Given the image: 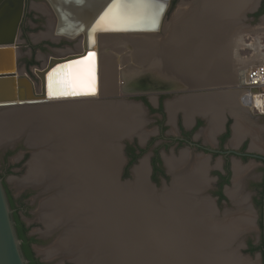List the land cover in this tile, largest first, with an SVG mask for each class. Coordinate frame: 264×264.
I'll list each match as a JSON object with an SVG mask.
<instances>
[{"label":"bare ground","instance_id":"obj_1","mask_svg":"<svg viewBox=\"0 0 264 264\" xmlns=\"http://www.w3.org/2000/svg\"><path fill=\"white\" fill-rule=\"evenodd\" d=\"M150 3L146 0H116L95 25L94 29L99 30L92 38L95 45L81 55L59 61L45 71L44 93H39L38 96L30 99L72 102L75 99L91 100L109 90L112 91L116 79L114 60L111 56L106 57L108 61L104 65L99 50L102 42L110 48L125 44L133 46L130 49L131 60L136 64L133 66L136 68L132 66L127 68L128 82L136 75L139 68L149 67L153 68L149 73L153 80L161 82L174 77L193 84L201 82L203 86L216 85L221 81L228 82L233 71L235 73L237 70L238 76L244 71L245 67L240 71L233 70L228 66V62L233 57H238L236 61L240 59L238 46L242 41L239 40V43L237 39L243 30L242 16L246 9L255 5L256 0L185 1L179 5L180 9L176 16L174 15L173 25L169 27L163 39H158L155 34L161 31L164 17L159 30L148 28L158 27L159 23L157 20L159 6ZM142 27L148 29L133 30V32L117 30ZM107 33L111 34L107 35ZM255 49L257 54L260 53V48ZM260 56H264V53L261 52ZM63 62L67 63L61 64ZM73 63H81L83 67L78 71L79 74L88 75L86 82L82 80L78 83L79 87L85 88H78V91L69 93H52L50 88L52 72ZM76 75L74 73L71 76ZM58 83L64 91L69 86L64 80ZM125 87L129 89L128 86ZM37 91L40 92L41 89ZM96 105L94 107L93 103L90 104L87 107L89 111L85 112H81V109L73 110L77 112L74 116L68 115L65 107L58 106L40 109V112L45 114L39 113V109H26L24 112L6 113V117H0V124L9 117L8 125L0 126L1 143L13 141L23 125L37 117L38 122H34L35 126L25 129L27 140L30 139L32 143L37 139L40 140L39 147L49 145L53 148L51 155L45 156L44 151L38 152L37 157L30 162L27 175L21 181L23 184L35 186L43 184L46 189L60 186L59 192L44 202L47 207H43L41 215L47 230L51 231L57 222L64 220L68 221V225L80 223V228L75 226L77 229L73 237L62 239L56 248L49 250L48 254L64 251L71 253L73 251L70 249L63 250L70 248L69 245L77 254L81 247L77 243L83 239L87 242L86 249L89 252L103 251L100 257L105 264H142L141 260H145L146 264H195L199 258H204L206 253H211L210 257L213 255L219 257L217 261H209L208 264H230L228 261L241 264V259L231 251H226L223 256L214 253V247L225 244L228 236L235 233L236 224L232 227L228 225V228L217 225L220 230L221 228L224 230L223 234L213 228L211 232L196 229L198 225L195 222H200V215L205 209L211 208L208 200L203 203L200 201L201 203L196 205L197 200L192 199L194 193H197L193 189L201 191L207 183V178L204 176L206 164L204 162L195 164L191 169L194 170L193 173L189 174V170V175L183 176L184 171L180 170L185 158L169 159L168 167L177 181L182 177L180 183L178 182L180 188L176 191L175 188L165 190L157 196V200L149 196L152 187L146 180L147 163L144 160L135 170V182L122 185L115 178L116 167L121 162V158L120 161H115L117 147L106 148L97 144L100 134L95 133L94 125L96 124L99 129L101 127V133L102 129L108 130L107 132L112 135L109 137L113 138L131 128H136L137 123L133 122L134 116L140 121L138 122L140 128L143 120L139 118L141 114L137 117L138 113H134L137 112L135 107H129L127 112H123L120 107L103 112L105 105L97 103ZM233 113L236 115L234 127L237 134L245 130L248 132L249 126H245L246 122L242 114L236 110H233ZM99 122H102L101 125ZM107 126L109 129H106ZM140 128L138 131L144 135L145 132ZM107 132L105 135L108 134ZM252 132L254 133V130ZM259 136L257 132L253 134L255 147L260 141ZM47 140L49 142H46ZM51 170L55 171V175L52 178L45 176ZM238 172L244 174L241 169H236V173ZM234 184L229 194L240 205V202L246 201V195L243 196L241 193L242 178H236ZM186 186L189 188H184ZM242 218L247 222L251 221L247 215ZM149 223H152V227H149ZM158 241L169 245L165 250L167 253L165 259L152 257L156 250L151 249V244ZM140 244L149 245L150 248L133 247ZM81 254L80 252L77 256V264H83L82 260H93L88 254L86 256Z\"/></svg>","mask_w":264,"mask_h":264},{"label":"rangeland","instance_id":"obj_2","mask_svg":"<svg viewBox=\"0 0 264 264\" xmlns=\"http://www.w3.org/2000/svg\"><path fill=\"white\" fill-rule=\"evenodd\" d=\"M188 1V0H175L174 3L172 2L171 6L168 8L167 12L165 13L164 16V20H163V27L161 29L160 32H157L155 35L156 37L159 39H163V37H166V32L168 31L169 27H171L173 25L174 19L176 14L178 13L180 6L183 2ZM254 7V6H253ZM250 9V8H248ZM246 9V10H248ZM245 10V11H246ZM252 13V12H250ZM27 15L28 16H35L36 18L38 17L40 22H37L36 20H33V18L27 17L25 22H24V28L25 26L28 28V36L30 37H24L23 31L20 32L19 35V39H18V50H19V67L22 73H26L28 74L30 77H32L34 79V81L36 82V87L37 89H41V81L38 78L37 74H36V70L37 69H42L46 66L47 61L49 59V57L51 55H66V54H71V53H78L82 50V46L80 45V38L79 36L76 38H66V37H53L52 35H50V29H54L55 23H56V18L54 17V14L52 12V10L48 7V4L46 1L44 0H38L37 1H31L30 5L28 6V10H27ZM175 15V16H174ZM43 18H47V22L45 23ZM242 26H243V30L241 33V36L237 39V42L240 40L242 41V47L241 44L240 46H238V50H239V57L240 59L238 61H236L238 59V57L235 59V61L238 63L239 65V69L242 67H247L248 65L252 64L253 62H256L258 60H261V56L260 53L257 54L256 51V45L258 44L259 41L264 42V16L260 17L257 20H253L251 19L250 16H248V13L245 14L243 13L242 16V22H241ZM44 26H47L48 28H44ZM111 34V33H109ZM107 33V35H109ZM103 35V34H101ZM139 36H141L139 34ZM260 39V40H259ZM224 41V40H223ZM222 41V42H223ZM239 41V43H240ZM102 42V41H101ZM238 43V44H239ZM32 46L37 47L36 51L33 52L32 50ZM106 46V47H105ZM133 46L130 44H125L122 46H118L117 48L112 47L110 48L109 45H106V43L103 42L100 44L99 46V50L102 56V62H104V65L106 64V62L108 61V57L111 56L113 57L114 60V70H115V74H116V84H117V88L114 92L111 93V95H107L105 93L101 94L100 96H98L96 99H91L90 101H107V100H129V101H135V94H130V93H126L123 89V86L125 87L128 84V71L126 72L127 68L129 66H134L136 65L134 62L132 63L131 60V48ZM241 55V56H240ZM107 57V58H106ZM117 58V59H116ZM33 61L34 64H30V62ZM30 66H29V64ZM128 66V67H127ZM83 65L81 63L76 64L73 63L71 65H65L63 67H59L56 70H54L50 76V88L52 93H60V92H65V93H69L71 91H78L80 89H84L85 87L82 86L79 87L78 83L82 80H84L86 82V79L88 77L87 74L85 75H81L79 74V70L80 68H82ZM130 68V67H129ZM136 68V67H133ZM125 70L126 74L124 73L125 76H123V71ZM77 74L76 76H71L72 74ZM236 73V71H235ZM71 74V75H70ZM69 85L67 86L68 88L64 90H62V86L58 83L63 81ZM221 83V84H220ZM212 86V87H203V88H192V89H188L186 91H179V90H170L169 92H171L172 94L176 95L175 93H201V94H210L212 92L216 93H227L228 91H237V90H241L238 87V75L236 74V77L234 79V82L232 84L229 83H222V81ZM84 87V88H83ZM237 89V90H236ZM165 90H161V91H155V92H147L148 96H150V98H154V96L159 95V92H164ZM222 91V92H221ZM240 94H242V91H239ZM213 94V93H212ZM178 96V95H177ZM139 101V100H136ZM68 104V103H66ZM17 107V106H16ZM36 107V106H34ZM13 108H0V117L1 116H7L6 113H16V112H24L26 110H10ZM31 109H37L36 108H31ZM247 110H249L247 108ZM13 111V112H10ZM15 111V112H14ZM143 113L146 116V125L145 128H141L142 130L144 129V132L146 133L145 136V142H142L140 140L141 136L135 135L134 138L132 139L133 142L135 139L138 138L139 143L142 146H145L147 144V141L150 139V137L152 135H157L159 133L156 123L154 122V117L153 115H151L150 113H147V111H143ZM29 121H27L22 129L19 130V135L21 134H25V129L27 126V123ZM235 123V122H234ZM261 126H253L251 128H253L252 130H254V132H259V134L261 135V143H259L260 146H258L257 148L261 151H263L264 153V118L262 119V122H260ZM263 125V128H262ZM143 127V124H142ZM171 131V127L168 129V133ZM17 135V136H19ZM263 136V137H262ZM29 138V137H28ZM9 139V138H8ZM143 140V139H142ZM30 139L28 140V143H30ZM142 142V143H141ZM263 142V145H262ZM162 144V141L157 140L156 144ZM3 143L0 142V168H2L3 166V162H2V158L5 152L4 147H2ZM34 145V144H33ZM10 147H15L18 148V150H16L14 152V154L12 156H10L8 158V163H13L15 165L14 167V172H12V174H10L7 179L9 181V184L11 186V188L15 191H20L22 188V184L19 183V181L21 179H24L25 176L27 175V171L29 170V162L32 159L33 155H34V150L30 149L27 145H26V140L24 138L19 139V141L17 140V142L13 145H9ZM8 147V146H7ZM7 147H5L7 149ZM252 148H256L251 146ZM125 149V148H124ZM123 149V163H122V168H121V172H120V178H121V182L123 181H131L134 179V176L132 174V170H136V168L140 165L141 161H143L144 159L146 160V158L149 157L150 152L146 153L140 160V162H138V164H134L131 168H130V174L124 177V169L125 166L127 164V157L125 155V151ZM162 151V150H161ZM28 152V153H26ZM166 155H171L170 153H166ZM116 162L120 161V157L118 155V153L116 154ZM148 166V165H147ZM147 168V167H146ZM241 170H243V173H239L238 176L234 177V181L232 186L229 187L228 190V197L230 199L229 202H225L224 205L218 206L216 199L214 197H212V195L210 194V192L207 190H205L204 194H203V189L201 191L199 190H195L193 189V191L199 193L197 194V196L199 198H194L192 197V199H196V205L197 203H201L200 201H207L205 200L206 198H208V200H210V202L213 204V207L211 206V208L205 209L203 214L200 215L201 218H205L208 219L206 220V224H210L212 222V228L216 229V231L220 230L219 227H216L217 225H221L222 227H227L228 225L230 227L234 226L236 224V230H235V235L233 236L232 239H234L232 241L231 239V245H227L225 247V245L227 244V242H225V244L222 245H217V247L215 248V254L216 255H223L224 253H227L226 251H231L237 255H239V257L241 258L240 263L241 264H246L243 263V261L247 262V264H262V255L261 252H255V253H249L247 251L248 249V242L251 240L253 242V244H258L261 240V208L260 206L257 205V203H255V198L259 197V191L256 188H252L250 185H248L249 182H251L252 180H254L255 182H259L262 180L263 178V171H262V163L261 162H257L255 160L250 159L249 161H247L244 165L243 168H240ZM187 172V173H185ZM183 176L189 175L188 171H185ZM241 172V171H240ZM26 174V175H25ZM186 174V175H185ZM115 175V174H114ZM136 176V173H135ZM241 176V177H240ZM206 177V176H205ZM236 178H242V189H241V193L242 195H246V201L244 202H240V205H238L237 202H235L233 200V198L231 197V195L229 194V191L235 186L234 182ZM246 178V179H245ZM148 179V182L150 185H152L153 187H155V191L156 192H161V188L162 185L163 186H168L169 190H173L176 191L177 188L179 187V183L182 180V177L179 181H177L178 179L175 178V176L173 177V182H172V187L170 188V183L172 181V179L170 181H165L164 179L161 182L160 186H157L155 183L151 182L150 179V166H148V170L146 171V180ZM249 181V182H248ZM179 182V183H178ZM20 184V185H19ZM128 184V183H127ZM125 185V184H122ZM156 185V186H155ZM210 185V180L207 179V183L204 186L206 188V186ZM183 188V187H182ZM184 188H189L188 186L184 187ZM91 189V188H90ZM89 189V191H90ZM166 189V190H168ZM91 191H93V189H91ZM152 193L149 194V196L152 199L157 200V195L154 194L153 188L151 189ZM188 191V190H187ZM42 193V190L40 193L37 192V188H34L32 196L30 198V202L32 203V205L34 206V208L32 209L33 214L37 211V202L39 204H42V208H43V203L47 200L46 196H49V194L44 195V196H40V194ZM202 194V195H201ZM191 198V197H190ZM205 198V199H204ZM201 199V200H198ZM203 199V200H202ZM248 200V201H247ZM209 202V201H208ZM214 202V203H213ZM210 203V205H212ZM245 208V209H244ZM42 210V209H41ZM245 214V215H244ZM249 216L250 217V222H247L245 220V218L243 219L242 217L245 216ZM31 220L35 219V217H31ZM42 219V218H41ZM41 219L38 218L37 220L41 222ZM231 220V221H230ZM42 223V222H41ZM223 223V224H221ZM149 227H152V223H149ZM228 228V227H227ZM226 228V229H227ZM32 230H37V231H42V232H51L49 230H47L46 227V223L43 224H39L38 222L36 224L32 225ZM221 234L224 233V230L221 228ZM218 231V233L220 232ZM52 235L46 240V243L43 245V249H41V252H43L44 254H46V257L48 259V264H77V254L74 253V250L71 248H63V250H71L73 252L69 253V252H55V254L53 253H49L50 249L56 248L57 244L63 239H59V235L60 233L58 231H52L51 233ZM237 234V235H236ZM229 235V234H228ZM226 235V236H228ZM232 235H229L227 239H229V237ZM153 243V242H152ZM133 247L142 249V248H147L150 246L149 245H134ZM169 248V245L165 242L162 241H158L155 242L154 244H151V249L152 250H156V252H154L152 254V257H161L162 259L166 258L167 253L165 252L166 249ZM159 251V252H158ZM73 253V254H72ZM72 254V255H71ZM243 260V261H242ZM230 262V264H236L232 261H228ZM85 264V263H84ZM88 264H91V260Z\"/></svg>","mask_w":264,"mask_h":264},{"label":"flooded vegetation","instance_id":"obj_3","mask_svg":"<svg viewBox=\"0 0 264 264\" xmlns=\"http://www.w3.org/2000/svg\"><path fill=\"white\" fill-rule=\"evenodd\" d=\"M31 1L32 0H26L25 12L20 25V32L25 29V33H23V35L26 39L27 37H30L27 34L28 28L26 26L24 28L26 18L30 17L33 18V20L40 22L38 17L36 18L34 15H27L28 6ZM33 1L38 2V0ZM44 1L47 2L48 7L52 10L54 17L56 18L54 29H50V35L53 37L66 38H76L79 36L81 42L80 45L82 46L83 34L75 37H67L57 34V15L50 2L48 0ZM174 1L175 0L169 1V7L172 2L174 3ZM248 16H250L253 20H257L264 16V0H260L256 10L252 13L248 12ZM43 20L45 23H48L47 18H43ZM44 28L47 29L48 27L44 26ZM242 44L240 47H242ZM36 48L37 47L32 46L33 52L36 51ZM82 51L83 47L82 50L78 52L80 53L78 55H81ZM235 59L236 58L233 57V59L228 62V66H230L233 70L239 69V65L236 63ZM236 73L234 74L236 75ZM170 78L175 79L174 77ZM116 88L117 84L115 80V88L112 91L109 90L107 95H111ZM239 91L241 90H237L235 92L228 91L227 93L225 92L215 95L201 93L192 95L193 93L190 94L184 92L183 94L175 93L176 95H174L169 91H164L159 92V95L154 96V98H150L147 93L135 95V99L141 101L148 108L149 113L153 115L154 122L156 123L159 133L157 135H152L145 146H142L139 143L138 138L133 142L126 143L124 151L127 157V164L124 169V174L127 171L129 175L130 168L134 164H138V162L141 161L140 159L150 151L151 153L149 157L146 158V160L144 159V161H146L147 165L150 166L151 182L155 183L157 186L161 185L163 179L166 181L173 179L174 173L169 169L167 164L169 159L180 160L181 158H185L183 161V167L181 166L180 171L185 172L190 170L189 174L193 173L194 170L191 171V169L194 168L195 164L204 162L206 164L204 176L210 180V185L206 186V190L208 189L212 197L216 199L217 205L222 207L225 202L230 201L227 193L229 187L233 184L234 177L239 174L236 173V169L243 168V165L252 159L262 163L263 171V178L261 181H248V185L252 188H256L260 192L259 197H256L254 200L255 203H257V200L261 197V191L263 190V187L261 188V184L264 179V160L261 157L264 156V153L257 147H251L255 143L252 142V137L249 133L246 132L239 135L237 134L234 127L236 123V115H234L233 110H236V112L243 115L244 121L247 123L244 124L247 127L255 125L261 126L260 122H262L264 116L251 113L247 110ZM71 103H76L79 108H82L81 112L87 111V107L92 103L94 107L97 106V102L85 99H75ZM97 104L104 105L100 103ZM170 127L171 131L168 133V129ZM157 140L162 141V144L160 143L157 145ZM4 149L5 152L2 158L3 166L0 168V175L3 178L7 192L12 199L11 204L13 206H11L14 213L18 214L26 229L23 244H26L32 253L30 263L48 264L46 254L41 252V249H43V245L52 234L50 232L47 233L46 231L42 232L32 230L33 224H36L37 222L39 224L44 223L41 215L44 209L42 208V204L37 202V211L33 214L32 209L34 206L30 202V198L34 188H37L38 193L42 190L40 196H44L47 193L51 195L52 191L49 189H47V191L45 186H35L26 183L23 184L21 183L23 179L19 181V183L23 185L21 190H13L7 177L14 172L15 165L13 163H8V158L12 156L18 148L8 146L7 149ZM167 152L171 155H166ZM46 197L47 199H50L49 196ZM43 205V207H47L46 203H43ZM260 208L262 209V207ZM33 216L35 219L31 220L30 218ZM38 218H42V223L37 220Z\"/></svg>","mask_w":264,"mask_h":264},{"label":"water","instance_id":"obj_4","mask_svg":"<svg viewBox=\"0 0 264 264\" xmlns=\"http://www.w3.org/2000/svg\"><path fill=\"white\" fill-rule=\"evenodd\" d=\"M48 1L54 8V11L57 15V26H56L57 34L64 35L67 37H75L77 35L83 34V42H82L83 51L81 53H84L87 51V49L92 48L95 45L92 42V38L94 37L95 33L99 31L98 29H94L95 25L116 0H48ZM146 1L151 2L150 4H157V6H159V14L157 15V20L159 22L158 27L157 26L155 28L148 27L150 30H156V29L159 30L163 17L165 16V13L169 8L170 0H146ZM259 2L260 0H256L255 5L253 4L254 7H251L250 9L246 10V12L244 13L245 16L248 12H254ZM25 5H26V0H0V108L1 109L13 108L10 110H16V109L26 110L36 107L54 108V106L57 105L56 104L57 101H50L45 99L33 100L30 98L38 96L39 93H44L45 71H47L53 65L57 64L59 61H63L65 59L77 56L80 53H71V54L56 55V56L51 55L47 61L46 66L36 71V74L41 81V91L38 92L36 87L37 85L34 79L30 77L28 74L22 73L19 67V50L17 43L20 35V25L23 20V16L25 12ZM148 28H144V27L126 28V29H117V30H129V32H133V30H139V29L147 30ZM64 63L67 62H63L61 64ZM151 70H153V68L150 67L145 69L139 68V70H137L138 72L136 73V75L133 76L131 81L128 82V85H126L129 87V89L123 86L124 88L123 90L126 93H130L132 95L133 94L140 95V94H145L147 92H155L161 90L186 91L192 88H203V87L214 86L211 84L209 85L204 84L203 86L201 82L197 84H193L186 81L185 82L180 81V79L178 78H176L177 80L164 79L161 82L156 81L150 78L149 73ZM124 72L125 70L123 71V76H125ZM212 93L215 95L218 94L219 92L216 93L212 92ZM212 93L210 94L213 95ZM196 94H200V93H193L192 95H196ZM59 101H65V100H59ZM96 102L105 105L104 108L102 109L103 112L111 111L112 108L114 109V107H118V108L120 107L123 110V112H127L130 109L129 107H135V110L137 112L134 113H138L136 114L137 117H139V114H141L139 118L143 120V128H145L146 116L143 113V111L145 110L147 111V113H149V110L141 101H136V100L129 101L126 99L125 100L121 99L114 101L107 100V101H96ZM37 120H38L37 117H35L34 120L29 121L27 123L26 127L27 128L29 126L34 127L35 126L34 122H38ZM135 120L137 119L134 118V121ZM8 122H9V117H7L5 121H2L0 126L1 127L7 126ZM102 122H99V124L101 125ZM94 127H96L95 133L100 134L98 135L99 137L97 139V144H100V146H104L106 148L111 146L117 147L115 151L116 150L118 151L119 156L121 158V162L116 167L117 168L115 172L116 180L122 184L134 183L136 180L135 170H132L134 179L127 182L126 181L121 182L120 172L123 163V157H122L123 149L125 148L127 142L132 141L134 136L138 135L137 130H135L136 128L135 127L134 129L131 128L126 132H122L118 134L117 137L115 136L113 138H110L109 136L112 137V135L107 132L108 130L103 131L102 129V133H101V127L99 129V127L96 124L94 125ZM106 129H109V126H107ZM106 132L108 133L107 135H105ZM21 138H24L26 140V145L30 149H33L35 151L30 162H32V160L37 157L38 152L42 153V151H44L43 154L45 156L52 154L51 152L53 151V148L52 147L50 148L49 145L47 146L41 145L39 147L40 140L36 139L34 142L29 144L27 140V134H21L16 138H14L13 141L11 142L7 141L3 143L2 147L5 148L9 145H13L17 142V140L19 141V139ZM144 139L142 140L140 138L142 142H145ZM46 142L49 141L47 140ZM107 157L109 158V154L107 155ZM261 158L264 160V156H262ZM30 162H29V167H30ZM54 175H55V171L51 170L47 172L45 176L52 178ZM51 182H53V179ZM172 182L173 179L170 183V188L172 187ZM150 186L153 188L154 194H156L157 196H160L162 193L165 192L166 189H168V186L162 185L161 192H156L155 187H153L152 185ZM59 188L60 186L58 188L54 187V189H49L50 191H52V194L49 195V197L50 198L54 197L59 192L58 191ZM205 190L206 188L204 187L203 194ZM197 194L199 193H194V198L197 197ZM206 200H208V198H206ZM208 201L210 202V200ZM211 206L213 207V204ZM199 220L200 222H195V224L198 225L196 229L198 231L205 230L206 232H211L212 222L208 225L205 223L206 220L208 219L200 218ZM67 223L68 221L66 220L60 221L58 225L52 230V231H58L60 233L58 240L62 239V237L63 239H65V237L66 238L73 237L77 229L75 228V226H77L78 228L81 227L80 223L77 224L71 223L70 225H68ZM261 229H262L261 239L263 242V253L261 252V255H262V264H264V179H263V190H262ZM52 231L50 233H52ZM234 235L235 233L229 237L225 247L227 245H231V242L234 240L232 239ZM199 238L200 236L198 237V239ZM22 243L23 240L19 237L16 228V221L14 219V210L11 206V202L9 200V196L3 178L0 175V264H30L29 259L26 257L23 251ZM86 243L87 242H85V240L83 239H81L77 243V245H81L79 249L80 252L82 253L81 256L82 255L86 256L88 254L90 257H92L93 260H91V264H105V261L102 262L101 261L102 257H100L101 255H103V251L99 250L98 252L91 253L89 252V250L86 249ZM68 247L73 249V247H71L70 245ZM80 252L77 253V256H79ZM210 254L211 253H206L204 258L202 259L199 258V261H197L195 264H208L209 261L218 260L219 258L218 256L213 255L212 257H210ZM235 255L237 258L241 259L239 255L237 254ZM85 258L86 257H84V259ZM89 261L90 260L88 261L82 260V263L88 264ZM141 261L142 264H146V262H144L145 260H141ZM243 263L247 264V262L245 261H243Z\"/></svg>","mask_w":264,"mask_h":264},{"label":"built area","instance_id":"obj_5","mask_svg":"<svg viewBox=\"0 0 264 264\" xmlns=\"http://www.w3.org/2000/svg\"><path fill=\"white\" fill-rule=\"evenodd\" d=\"M256 46L264 53V42L259 41ZM237 85L242 91L241 98L246 108L264 116V59L245 67Z\"/></svg>","mask_w":264,"mask_h":264},{"label":"trees","instance_id":"obj_6","mask_svg":"<svg viewBox=\"0 0 264 264\" xmlns=\"http://www.w3.org/2000/svg\"><path fill=\"white\" fill-rule=\"evenodd\" d=\"M30 64H34V62L31 61ZM127 175H128V173H127V171H126L125 174H124V176H127ZM262 187H263V183L261 184V188H262ZM6 190H7V189H6ZM7 193H8V192H7ZM8 196H9V200H10V202H11L12 199H11L9 193H8ZM257 203H258V205H259L260 207H262V191H261V197H260L259 200H257ZM11 205H12V204H11ZM12 206H13V205H12ZM14 219H15V221H16V228H17L18 235H19V237H20L22 240H24V239H25V233H26V229H25V227H24V224L21 222L20 217L18 216L17 213H14ZM22 248H23V251H24L26 257H27V258L29 259V261H30V259L32 258V253H31V251H30V248H29L26 244H23V243H22ZM247 251H248L249 253H255V252H258V251L263 253V242H262V239L260 240V242H259L258 244H253V242L250 240V241L248 242V249H247ZM30 264H34V263L32 262V263H30Z\"/></svg>","mask_w":264,"mask_h":264},{"label":"crops","instance_id":"obj_7","mask_svg":"<svg viewBox=\"0 0 264 264\" xmlns=\"http://www.w3.org/2000/svg\"><path fill=\"white\" fill-rule=\"evenodd\" d=\"M241 69V68H240ZM240 69H239V71H240ZM240 76V75H239ZM239 76H238V83H239ZM235 77H236V75L234 74V72H233V75H232V77L230 78V83L229 84H232L233 82H234V79H235ZM222 83H224V82H222ZM226 84L228 83V82H225ZM106 94H108V91L106 92ZM218 94H220V93H218ZM65 103H68V104H65ZM81 103V102H80ZM57 105H55L54 107H58V106H63V107H65V109H66V111H67V113H69L68 115H72V116H74V115H76L75 114V112L73 111V110H76V111H78L79 109H81L82 110V108H79L78 107V105L76 104V103H71V102H69V101H61V102H57L56 103ZM72 104V105H71ZM37 109H39V113H42V112H40V109H42V107H40V108H37ZM250 111V110H249ZM251 112V111H250ZM77 113V112H76ZM239 113V112H238ZM251 113H253V112H251ZM42 114H45V113H42ZM256 114V113H255ZM243 116V115H242ZM132 118V117H131ZM133 122L134 123H137V125H136V128L137 129H135V130H137V132H138V134L141 136L142 134L139 132L140 130L138 129V128H140V125H139V123H140V121H134V118H133ZM139 122V123H138ZM137 126H139V127H137ZM143 128V127H142ZM134 129V128H133ZM141 129V128H140ZM139 130V131H138ZM252 128L251 127H249V130H248V132L245 130L243 133H249L250 135H251V137H252V142H254V143H256L254 140H255V138L253 137V134L255 133H253L252 131ZM143 131H144V129H143ZM253 134H252V133ZM243 133H240V134H243ZM258 134V136L260 135L259 133H257ZM145 136H146V133L144 134V135H142L141 136V139H144L145 138ZM263 137V136H262ZM259 139H260V141H261V135L259 136ZM260 141H259V143H260ZM258 143V144H259ZM253 145H255V144H253ZM252 145V146H253ZM262 145H263V142H262ZM253 147H255V146H253ZM257 147H258V145H257ZM146 181V180H145ZM38 186H43V184H39ZM45 223V222H44ZM58 223L59 222H57L56 224H55V226L52 228V230L58 225Z\"/></svg>","mask_w":264,"mask_h":264}]
</instances>
